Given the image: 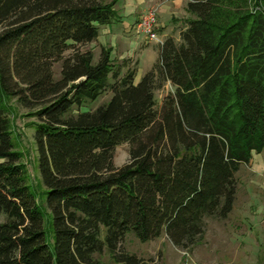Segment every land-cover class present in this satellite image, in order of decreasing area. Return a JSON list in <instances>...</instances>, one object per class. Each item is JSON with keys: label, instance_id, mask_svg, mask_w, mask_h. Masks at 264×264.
I'll return each instance as SVG.
<instances>
[{"label": "trees", "instance_id": "trees-1", "mask_svg": "<svg viewBox=\"0 0 264 264\" xmlns=\"http://www.w3.org/2000/svg\"><path fill=\"white\" fill-rule=\"evenodd\" d=\"M114 6L0 0V264H101L106 248L117 264H149L119 252L129 232L191 249L208 218L232 212L237 172L264 151V0H190L180 41L167 38L139 81L129 59L116 66L103 47L95 62L85 48ZM166 83L173 91L158 106ZM12 99L38 118L45 211L14 136ZM123 143L130 159L118 167Z\"/></svg>", "mask_w": 264, "mask_h": 264}, {"label": "rangeland", "instance_id": "rangeland-1", "mask_svg": "<svg viewBox=\"0 0 264 264\" xmlns=\"http://www.w3.org/2000/svg\"><path fill=\"white\" fill-rule=\"evenodd\" d=\"M105 1L111 2V0ZM111 37L108 36V40H111ZM85 48H90V45L88 44ZM101 50L100 47L93 50L95 62L98 61ZM138 57L140 61L137 59ZM112 58L116 66L121 64L123 59L130 60V67L137 65L136 79L138 81L152 68L151 60L147 55L120 59L112 51ZM54 69L58 78L61 63H56ZM125 70L124 67L123 71ZM170 91H173L170 83H166L163 88L156 91L158 106L161 105L162 100ZM111 96V92H107L97 100L87 104L83 110H94L109 101ZM11 104L14 136L19 149L23 152L30 182L38 199L43 202L41 207L45 211L47 210L46 199L42 195L44 186L38 170V153L35 142V123L38 122V118L30 114L33 110L24 108L15 99L11 100ZM129 159V143L117 146L114 158L116 166L122 167L129 162ZM262 181V185L251 191L252 202L243 203L240 196L235 209L226 219L208 218L204 238L191 249L185 250L176 247L166 234L151 241H142L134 232H129L119 252L136 254L149 264H264V179ZM246 188V181H241L240 193ZM45 216L48 235L51 237L52 227L49 223L51 218L49 214H45ZM237 226L240 227L237 228L238 231ZM95 257L101 264H117L114 256L107 248L102 253H97Z\"/></svg>", "mask_w": 264, "mask_h": 264}, {"label": "crops", "instance_id": "crops-1", "mask_svg": "<svg viewBox=\"0 0 264 264\" xmlns=\"http://www.w3.org/2000/svg\"><path fill=\"white\" fill-rule=\"evenodd\" d=\"M105 1V0H103ZM115 1V18L109 24L101 25L98 38L90 43V48H110L120 59L132 58L139 55L149 56L152 67L159 58L160 45L156 41H148L134 32V25L141 14L154 6H158L159 36L162 40L169 37L180 41L181 31L186 26V20L191 17L187 11L190 0H111ZM106 2V1H105ZM108 36H112L108 40ZM116 47V48H115ZM140 61V58H137ZM154 59H156L154 61ZM140 63V62H139ZM238 189L236 202H252L251 191L262 185L264 179V151L254 152L249 163H244L237 172ZM246 181L247 188L240 193V182ZM240 228L239 226L236 227ZM238 231V229H237ZM236 232L234 231V234ZM233 234V236H234Z\"/></svg>", "mask_w": 264, "mask_h": 264}, {"label": "built area", "instance_id": "built-area-1", "mask_svg": "<svg viewBox=\"0 0 264 264\" xmlns=\"http://www.w3.org/2000/svg\"><path fill=\"white\" fill-rule=\"evenodd\" d=\"M134 32L148 41H156L159 45L164 43L159 36L158 7L154 6L140 15L134 25Z\"/></svg>", "mask_w": 264, "mask_h": 264}]
</instances>
